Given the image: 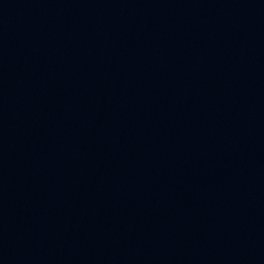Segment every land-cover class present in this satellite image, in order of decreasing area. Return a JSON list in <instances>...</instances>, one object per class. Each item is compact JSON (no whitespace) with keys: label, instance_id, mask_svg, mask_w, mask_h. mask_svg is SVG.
Wrapping results in <instances>:
<instances>
[{"label":"water","instance_id":"obj_1","mask_svg":"<svg viewBox=\"0 0 264 264\" xmlns=\"http://www.w3.org/2000/svg\"><path fill=\"white\" fill-rule=\"evenodd\" d=\"M0 264H264V0H0Z\"/></svg>","mask_w":264,"mask_h":264}]
</instances>
